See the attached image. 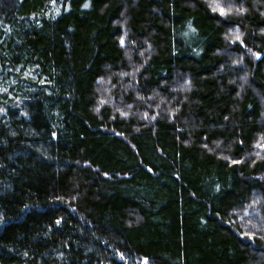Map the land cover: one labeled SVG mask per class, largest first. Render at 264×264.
I'll use <instances>...</instances> for the list:
<instances>
[{"label":"trees","instance_id":"1","mask_svg":"<svg viewBox=\"0 0 264 264\" xmlns=\"http://www.w3.org/2000/svg\"><path fill=\"white\" fill-rule=\"evenodd\" d=\"M145 261L264 264V0H0V264Z\"/></svg>","mask_w":264,"mask_h":264},{"label":"snow or ice","instance_id":"2","mask_svg":"<svg viewBox=\"0 0 264 264\" xmlns=\"http://www.w3.org/2000/svg\"><path fill=\"white\" fill-rule=\"evenodd\" d=\"M87 6H88V5H85V7H87ZM217 8L219 9L221 15H225V14H226L224 8H223V7H220L219 5H216V6L213 8V10L215 11V10H217ZM121 43H123V41H121ZM257 58H259V54H257ZM233 162L235 163L236 161H233ZM57 223H59V221H57ZM246 235H247V233H246ZM122 258H123V257H122ZM145 264H147V261H145Z\"/></svg>","mask_w":264,"mask_h":264}]
</instances>
